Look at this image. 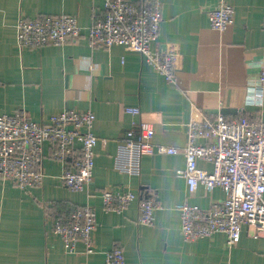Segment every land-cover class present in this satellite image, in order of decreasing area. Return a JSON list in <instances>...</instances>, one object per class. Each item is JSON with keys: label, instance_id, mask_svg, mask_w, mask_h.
I'll return each instance as SVG.
<instances>
[{"label": "crops", "instance_id": "obj_1", "mask_svg": "<svg viewBox=\"0 0 264 264\" xmlns=\"http://www.w3.org/2000/svg\"><path fill=\"white\" fill-rule=\"evenodd\" d=\"M160 1L163 20L152 48L178 47L177 84L124 46L92 48L87 29L105 15V0H0V114L24 108L32 121L47 123L52 114L66 109L91 110L98 138L87 191L68 189L60 178L63 166L48 157L41 187L23 190L0 178V264H105V252L115 247L123 250L124 264H264V231L255 234L248 225L230 248L224 233L183 238L179 204L188 201L206 208L225 197L222 188L209 193L202 185L188 193L186 179L177 174L186 166L183 153L146 155L138 175L115 167L120 142L140 120L153 126L155 145L175 148L186 145L188 124L199 117L196 109L210 118L220 114L264 120V88L259 83L264 0H226L235 16L224 32L214 30L208 16L219 0ZM60 14L77 17L83 28L79 38L61 46H19L21 18ZM127 107H139L141 115L129 114ZM206 142L198 140L200 145ZM198 167L213 169L203 160ZM106 188L152 194L159 206L153 224H137L138 198L121 213L106 211L101 198ZM87 204L97 214V251L86 254L78 242L76 252L69 253L53 233V219L59 211Z\"/></svg>", "mask_w": 264, "mask_h": 264}, {"label": "built area", "instance_id": "obj_2", "mask_svg": "<svg viewBox=\"0 0 264 264\" xmlns=\"http://www.w3.org/2000/svg\"><path fill=\"white\" fill-rule=\"evenodd\" d=\"M105 11L87 29L92 48L124 46L139 53L168 82L177 84L178 47L172 45L165 51L152 48L163 20L162 2L142 0L138 5L131 0H105ZM208 16L211 27L224 32L234 22L235 9L226 0H219ZM261 26L264 30V16ZM82 31L74 15H44L21 18L17 39L21 48L38 49L64 45L79 38ZM259 83L264 88V65ZM196 110L199 117L189 122L183 148L155 145L153 126L144 120L134 123L120 142L115 167L138 175L146 155L183 153L186 166L177 174L186 179L188 193L193 194L202 185L209 193L222 188L225 197L211 201L206 208L188 201L179 204L182 236L193 241L224 233L230 248L240 237L242 226L252 227L255 234L264 231V120H249L245 115L226 118L220 114L210 118ZM126 112L141 115L139 107H127ZM95 120L91 110L66 109L52 114L47 123L32 121L24 108L12 115L0 114V178L13 181L23 190L41 187L46 177L43 160L48 157L63 166L60 178L68 189L87 191L93 181L98 143L93 130ZM198 140L207 142L200 145ZM200 160L211 163L213 169L199 168ZM101 198L106 211L118 213L138 198L137 224L143 226L153 224L159 208L152 194L137 196L131 190L106 188ZM96 227V210L89 204L70 212H57L52 224L53 233L63 240L69 253L76 252L78 242H83L86 254L95 253ZM124 263L121 248L105 252V264Z\"/></svg>", "mask_w": 264, "mask_h": 264}, {"label": "water", "instance_id": "obj_3", "mask_svg": "<svg viewBox=\"0 0 264 264\" xmlns=\"http://www.w3.org/2000/svg\"><path fill=\"white\" fill-rule=\"evenodd\" d=\"M227 112H228V110H223V111H222V113H227Z\"/></svg>", "mask_w": 264, "mask_h": 264}]
</instances>
